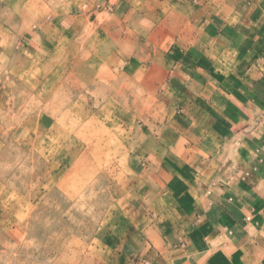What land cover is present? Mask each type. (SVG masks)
Masks as SVG:
<instances>
[{"label": "rangeland", "instance_id": "rangeland-1", "mask_svg": "<svg viewBox=\"0 0 264 264\" xmlns=\"http://www.w3.org/2000/svg\"><path fill=\"white\" fill-rule=\"evenodd\" d=\"M35 1L18 32L16 3L0 0V264H141L123 246L162 115L157 82L165 70L156 57L172 36V0L160 9L157 0ZM62 70L92 79L77 93L70 81L57 84L45 107L29 87L43 93ZM76 97L75 111L85 123L93 111V124L74 134L62 123L49 133L51 114ZM29 119L48 124L35 150L31 131L19 127Z\"/></svg>", "mask_w": 264, "mask_h": 264}, {"label": "crops", "instance_id": "crops-1", "mask_svg": "<svg viewBox=\"0 0 264 264\" xmlns=\"http://www.w3.org/2000/svg\"><path fill=\"white\" fill-rule=\"evenodd\" d=\"M13 1L24 32L38 3ZM171 5L123 249L141 264H264V0Z\"/></svg>", "mask_w": 264, "mask_h": 264}, {"label": "bare ground", "instance_id": "bare-ground-1", "mask_svg": "<svg viewBox=\"0 0 264 264\" xmlns=\"http://www.w3.org/2000/svg\"><path fill=\"white\" fill-rule=\"evenodd\" d=\"M82 72H84V74L82 73ZM83 74V75H82ZM89 75L91 76L92 74H88V71H86V70H62V72H60V71H55V72H53V74H51L50 75V77L48 78V81H49V85L47 86V87H45L46 89L47 88H49V89H45V91H43V93H41L40 91H33L32 90V88L31 87H29L30 88V91L32 92V94H33V98H39V99H41L42 101H45L47 104L45 105V107L46 106H49V105H51L52 104V98H51V96H49L50 95V93H51V89L52 88H55V86L57 85V84H59L60 85V87L62 86V85H66V84H68L67 82H72V84H75L76 85V87H74L73 89H71L72 91H78L79 90V85H81V84H83L84 83V81L87 79L86 77H89ZM63 77V78H62ZM91 79H92V76H91ZM94 79H95V77H94ZM89 83H92V81L91 82H89ZM93 83H94V81H93ZM66 91V90H65ZM63 92V91H62ZM77 93V92H76ZM73 94V93H72ZM71 94V97L73 98V95ZM61 95V94H60ZM49 99V100H48ZM46 100H48V101H46ZM77 100H80V97H76V101H75V103H73L72 104V106H70L71 104H69L70 102H67L66 103V105H64V106H61V108H59V110H56V111H54L53 112V114H56L57 112H58V117L57 116H53L52 114H51V118L50 119H48V121H50V128H49V133H52L53 131H56L58 128H61L62 126H61V124L62 123H67V122H69V123H71L72 124V127H74V128H72L73 129V133L75 134V133H78L79 132V130H77V131H75L76 129H78V127H79V124H81V125H83V124H85V125H88L89 123V121L87 122V123H85L84 122V117H85V113H81V112H78V110H76L75 111V107H80V103L77 101ZM8 111V110H7ZM90 113H91V115H93V118H92V116H91V125L93 124L92 122H93V120H94V112L92 111H90ZM50 115V114H49ZM95 115H97V114H95ZM46 116H48V115H46ZM86 117H88V116H86ZM28 125L27 124H21L19 127H20V129H21V131H25L26 129H28V130H30L31 131V133H30V136H32L33 138H31L32 139V148H33V150H35L36 149V144L38 143V141H39V138L40 139H42L43 140V138H46V136L44 135L43 136V138H41L40 136H41V134H43L44 132H45V130H47L46 129V126H48V124H45V126H42L41 124L39 125L38 124V126H34L33 127V120L32 119H29L28 121ZM30 125V126H29ZM90 125V127H92ZM86 127V126H85ZM30 128V129H29ZM31 128H34L35 129V131L33 132V130H31ZM23 134V133H22ZM79 135H80V133H79ZM75 136V135H74ZM26 137V136H25ZM77 137V136H76ZM15 138V136H13V139ZM69 138L68 137H66V140H68ZM65 140V141H66ZM68 143V142H67ZM91 144V143H90ZM88 146V145H87ZM86 146V147H87ZM94 147H95V145H93ZM93 148V147H92ZM61 149H62V147H61ZM99 149V148H98ZM36 153V152H35ZM91 153H92V155H97L98 156V154H99V151L97 150V151H91ZM38 155V154H37ZM90 156V155H89ZM91 157V156H90ZM40 158V157H39ZM92 158V157H91ZM90 161H92V160H90ZM51 162V161H50ZM96 167V166H95ZM98 168L96 167V170H97ZM32 171V170H31ZM99 173V172H98ZM64 178V177H63ZM38 185V184H37ZM57 185V184H56ZM59 185V184H58ZM33 188V187H32ZM63 189V188H62ZM3 190V189H2ZM31 190V189H30ZM1 192V191H0ZM3 192V191H2ZM33 192V191H32ZM64 192V191H63ZM62 192V193H63ZM39 193V192H38ZM34 197V196H33ZM67 197V196H66ZM30 201V200H29ZM71 201V200H70ZM38 202V201H37ZM71 202H73V201H71ZM36 206V205H35ZM4 214V213H3ZM30 216V215H29ZM16 229V228H15ZM12 230V229H11ZM17 231V230H16ZM15 232V231H14ZM13 233V232H12ZM14 236V235H13ZM16 238H18L19 239V235H18V237H16ZM15 238V239H16ZM20 239H23V237L22 238H20ZM18 241V240H17ZM21 241V240H20ZM62 261V260H61Z\"/></svg>", "mask_w": 264, "mask_h": 264}]
</instances>
